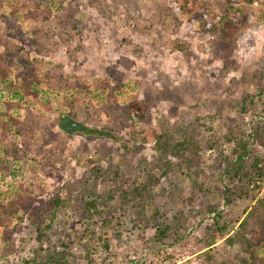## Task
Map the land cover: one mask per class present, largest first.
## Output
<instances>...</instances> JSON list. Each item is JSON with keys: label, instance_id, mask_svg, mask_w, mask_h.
<instances>
[{"label": "rangeland", "instance_id": "1", "mask_svg": "<svg viewBox=\"0 0 264 264\" xmlns=\"http://www.w3.org/2000/svg\"><path fill=\"white\" fill-rule=\"evenodd\" d=\"M47 1L52 9L61 1V6L78 10L75 26L78 34L75 37L73 33L68 34L71 42L67 46L66 30L53 21L48 31L51 49L44 59L58 63L64 76L78 77L90 85L105 80L116 86L118 92L109 117L95 114L84 121L85 113H82L76 119H70L83 122L91 130L110 126L117 131L123 143L88 134L91 132L63 131L61 122L69 117L62 115L67 111L62 107V111L31 107L32 114L40 117L47 130V138L31 141L28 145L18 139V145L28 152L26 159L11 161L6 158V175L1 177L0 174V199L9 196L19 183L30 185L35 193L27 212L19 216V221L10 224L14 227L8 234L13 251L8 254L0 252V264H22L38 251L35 229L29 222L30 213H40L43 217L56 195L65 196L70 190L77 189L87 171L81 155L93 156L95 160L102 158L100 165L104 168L124 164L132 167L142 159L151 162L156 156L153 144L134 142L130 136L134 129L146 130L149 127H167L172 131L175 128L193 129L200 144L197 169L193 171L196 173L181 181L176 193L186 196L191 191V180H197L208 191L200 197L217 203L216 210L222 211L230 221V227L224 234L231 236L237 227L236 220L253 203L241 197L224 206L220 202L222 185H219L218 172L214 167L216 154L228 155L234 146L226 138L248 134L257 112L248 109V103L247 110L242 111L241 100L246 93L252 96L259 87H264V0H191L193 5L197 4V17L204 15L198 9V3L206 5L210 21L219 28L211 33L199 29L196 23L189 28L187 15L180 10L181 0H96L101 4L94 5L89 0ZM3 28L1 23L2 36L21 45L31 57L35 56L29 44L20 43L11 33H4ZM26 29L20 31L23 33ZM173 40L184 42V49H172ZM4 98L9 96L5 94ZM258 99L253 101L257 110L262 111L264 92ZM215 139L218 140L217 145L207 147L206 144ZM3 140L4 136L0 134V146ZM52 142L59 143L62 150L54 156V163L40 165V146L47 148V143ZM257 154H261L259 149ZM2 155L0 152L4 161ZM169 159L176 162L175 158ZM149 169L143 168V176ZM150 174L154 204L165 214L164 217L171 219L178 208L186 216L190 208L187 205L180 207L181 203L172 205L168 197L172 191L170 180L160 178L158 169H152ZM262 196L264 192L261 194L259 184L256 198ZM123 214L119 220L123 232L119 239L111 241L109 250H89L95 264H140L144 258L160 254L178 262L200 251L199 255L180 264H203L206 253L221 260L236 251V247L226 241L212 248L201 243L205 226L209 223L206 212L188 218L180 231L184 235L182 241L173 242L169 236L163 244L152 240V227L132 230L128 210ZM104 216L110 217L107 210ZM66 217V226L81 228L70 211L66 212ZM100 231L95 229V232ZM219 240L220 237L214 244ZM188 244L195 249H190ZM72 254L76 256L74 264H86L80 257L83 252L79 248L74 246Z\"/></svg>", "mask_w": 264, "mask_h": 264}, {"label": "trees", "instance_id": "2", "mask_svg": "<svg viewBox=\"0 0 264 264\" xmlns=\"http://www.w3.org/2000/svg\"><path fill=\"white\" fill-rule=\"evenodd\" d=\"M89 2H92L91 5L101 4L96 0ZM181 2L180 10L187 15L189 28L196 23L199 29L206 32L219 30L210 21L204 3H198V9H201L204 15L197 17L196 3L193 5L191 0ZM77 11L75 7L61 6V1L52 9L47 0H0V24H4L3 32L11 33L20 43L26 42L35 53V56L31 57L21 45L8 41L0 32V134L4 136L0 146L4 159L2 161L0 157L1 177L6 175V158L16 161L27 157L28 152L18 145V139L28 145L31 141L37 142L47 138V130L42 126L40 117L32 114L31 107L57 111L64 108L67 111L62 112V115L72 119L85 113L84 121H87L97 114L109 117L111 108L117 102L116 86L108 84L105 80L90 85L78 77L64 76L58 63L44 59L51 49L48 31L54 22L66 30L67 46L71 42V36L68 34L73 33L74 37L78 34L75 27ZM25 28L26 31L22 33L20 30ZM171 46L172 49L181 51L185 44L180 40H173ZM263 92L264 87H259L254 95L246 93L242 98V111L247 110L246 103L248 109L257 111L250 123L249 133L226 138L234 146L228 155L216 154L214 167V171L218 172L219 185H222L220 202L224 206L227 207L241 197H246L253 204L236 220L235 231L225 239L227 244L236 247V251L221 260L206 253L203 264H264V196L256 198L259 182L264 176V110L258 111L256 102L253 101L256 98L259 101L258 98ZM5 94L9 98H4ZM55 98L57 100H54ZM79 124L80 126L70 133L91 132L88 134L123 143L117 131L110 126L103 125L91 130L83 122ZM130 136L134 142L153 144L156 153L153 160L147 163L142 159L132 167L124 164L121 167L109 165L104 168L100 165L102 158L100 161L95 160L93 156L81 155L87 171L77 189L70 190L65 196L56 195L43 217H40V213H30L29 222L35 229L39 248L34 256L24 260L22 264H74V246L83 252L80 257L86 264H95L91 252L97 248L108 251L111 241L120 238L123 225L119 220L124 216L125 210H128L132 230L154 228L152 240L156 244H163L169 236L173 242L182 241L184 235L180 234V231L184 224L190 216L201 212H206L209 216L201 243L210 246L224 235L230 227V221L222 211L216 210L217 203L200 197L208 191L204 190L197 180H191V191L186 196H180V192L176 193L179 190L178 184L196 173L193 171L197 169L196 160L200 144L193 129L175 128L172 131L167 127H149L146 130L134 129ZM217 143L218 140L215 139L206 145L213 148ZM47 144V148L40 146V165L54 163V156L62 150L61 146H58L59 143ZM122 147L125 148V145L122 144ZM258 149L261 154H257ZM169 158H175L176 162ZM1 163L4 165L1 166ZM145 167L150 169L148 174L143 176ZM152 169L160 171V178L170 180L172 191L168 197L172 205L181 203L180 207L187 205L190 208L186 216L181 214V208H178L171 219L164 217L165 214L159 211L154 204L152 193ZM34 195L30 185L19 183L11 190L9 196L0 199V252L8 254L13 251L8 234L13 232L14 227H10V224L19 221V216L27 212ZM105 210L109 212L110 217L104 216ZM68 211L80 223L81 228L66 226ZM96 228L101 231L95 232Z\"/></svg>", "mask_w": 264, "mask_h": 264}, {"label": "built area", "instance_id": "3", "mask_svg": "<svg viewBox=\"0 0 264 264\" xmlns=\"http://www.w3.org/2000/svg\"><path fill=\"white\" fill-rule=\"evenodd\" d=\"M259 184H260V190H261V194H262L264 192V176L261 178ZM227 237H228V234H224L216 244H212L209 247L212 248V247L217 246L218 243L225 241V239ZM188 247L190 249L193 248V247H191L190 244H188ZM193 249H195V248H193ZM201 252L202 251L189 254L186 257H184L183 260L178 261V262L174 259H169L168 257H166L163 254L155 255V256H148V257L144 258L143 260H141L140 264H174V262H176V264H180V263H185V262L189 261L193 257L199 255ZM192 264H197V263H192Z\"/></svg>", "mask_w": 264, "mask_h": 264}, {"label": "water", "instance_id": "4", "mask_svg": "<svg viewBox=\"0 0 264 264\" xmlns=\"http://www.w3.org/2000/svg\"><path fill=\"white\" fill-rule=\"evenodd\" d=\"M79 126H80L79 123L75 122L74 120H72L70 118L64 119L61 122V128L65 132H69V131H71L74 128H78Z\"/></svg>", "mask_w": 264, "mask_h": 264}]
</instances>
